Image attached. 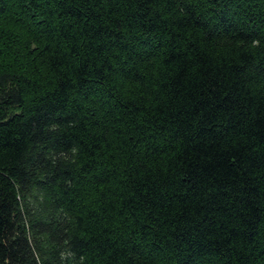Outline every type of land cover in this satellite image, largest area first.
<instances>
[{"label": "trees", "instance_id": "obj_1", "mask_svg": "<svg viewBox=\"0 0 264 264\" xmlns=\"http://www.w3.org/2000/svg\"><path fill=\"white\" fill-rule=\"evenodd\" d=\"M0 264H264V0H0Z\"/></svg>", "mask_w": 264, "mask_h": 264}]
</instances>
